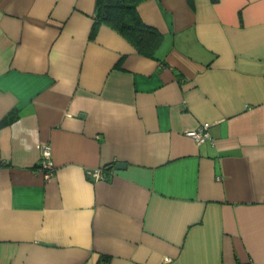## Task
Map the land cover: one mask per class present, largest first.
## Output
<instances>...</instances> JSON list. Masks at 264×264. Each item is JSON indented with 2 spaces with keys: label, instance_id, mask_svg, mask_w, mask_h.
I'll return each mask as SVG.
<instances>
[{
  "label": "crops",
  "instance_id": "obj_1",
  "mask_svg": "<svg viewBox=\"0 0 264 264\" xmlns=\"http://www.w3.org/2000/svg\"><path fill=\"white\" fill-rule=\"evenodd\" d=\"M97 2L0 0V264H264V0Z\"/></svg>",
  "mask_w": 264,
  "mask_h": 264
},
{
  "label": "trees",
  "instance_id": "obj_2",
  "mask_svg": "<svg viewBox=\"0 0 264 264\" xmlns=\"http://www.w3.org/2000/svg\"><path fill=\"white\" fill-rule=\"evenodd\" d=\"M146 0H98L95 25L108 26L120 33L140 55L155 56L161 45V34L140 20L138 6Z\"/></svg>",
  "mask_w": 264,
  "mask_h": 264
},
{
  "label": "built area",
  "instance_id": "obj_3",
  "mask_svg": "<svg viewBox=\"0 0 264 264\" xmlns=\"http://www.w3.org/2000/svg\"><path fill=\"white\" fill-rule=\"evenodd\" d=\"M210 125L209 124H204L200 128L196 129L195 131L188 132L186 134L187 137L192 138L196 143L201 144L206 142L209 137V130ZM40 158H41V163L40 167L42 170L45 171L46 178H49L53 174V165L51 161V152L48 147H43L40 153ZM88 176L91 179H94L95 181H105V173L103 169L96 170V171H91Z\"/></svg>",
  "mask_w": 264,
  "mask_h": 264
},
{
  "label": "water",
  "instance_id": "obj_4",
  "mask_svg": "<svg viewBox=\"0 0 264 264\" xmlns=\"http://www.w3.org/2000/svg\"><path fill=\"white\" fill-rule=\"evenodd\" d=\"M125 167V164L116 163L111 168H109V170H112V168H114L115 170H124Z\"/></svg>",
  "mask_w": 264,
  "mask_h": 264
},
{
  "label": "rangeland",
  "instance_id": "obj_5",
  "mask_svg": "<svg viewBox=\"0 0 264 264\" xmlns=\"http://www.w3.org/2000/svg\"><path fill=\"white\" fill-rule=\"evenodd\" d=\"M41 163V161H39Z\"/></svg>",
  "mask_w": 264,
  "mask_h": 264
}]
</instances>
